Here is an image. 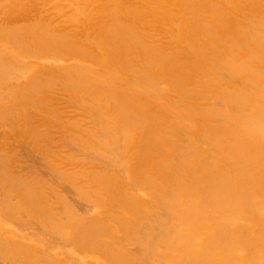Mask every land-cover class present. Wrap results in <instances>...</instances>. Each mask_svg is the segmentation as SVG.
<instances>
[{
  "label": "bare ground",
  "instance_id": "obj_1",
  "mask_svg": "<svg viewBox=\"0 0 264 264\" xmlns=\"http://www.w3.org/2000/svg\"><path fill=\"white\" fill-rule=\"evenodd\" d=\"M0 264H264V0H0Z\"/></svg>",
  "mask_w": 264,
  "mask_h": 264
}]
</instances>
